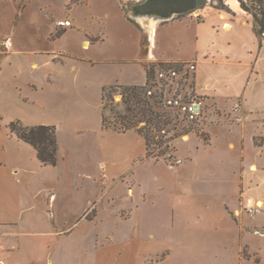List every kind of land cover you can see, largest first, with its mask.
<instances>
[{
    "label": "crops",
    "instance_id": "crops-1",
    "mask_svg": "<svg viewBox=\"0 0 264 264\" xmlns=\"http://www.w3.org/2000/svg\"><path fill=\"white\" fill-rule=\"evenodd\" d=\"M230 1L225 2L229 10L201 4L186 17L174 19L178 13L173 14L165 25L158 26V22L168 19L157 20L153 29L145 18L141 22L150 30L144 48L141 31L117 0H0V136L6 137L0 141V168L7 167L12 183L9 204L0 209V264H41L42 230L34 215L42 213V195L48 197L45 207L53 208L52 200L58 193L53 181L79 175L93 182L101 198H115L112 191L121 189L126 179L136 189L142 185L135 171L146 154L145 140L133 130L103 128L102 90L110 84H145L147 66L158 59L194 62V94L204 98L206 108L215 106L228 110L233 118H241L239 122L223 120L207 126V143L190 137L195 149L193 152L184 146L182 154L178 150L179 155H188L182 164L205 151L203 164L213 169L210 174L200 170L199 176L208 181L213 174L226 180L221 153L234 149L237 143V157L244 165L249 141V150L255 149L254 159L244 165L242 175L244 179L247 175L246 181L250 178L248 183L262 176L263 170L254 172L249 166L254 164L253 170L255 165L264 167L258 161L264 154V139L256 142V136L264 134V38L255 33L252 15L238 0L234 4ZM21 2L23 7H19ZM61 19H69L71 24L60 26L57 21ZM128 26L132 29L130 42L125 38ZM17 118L26 125H55L56 165H41L30 144L14 135L7 137L5 125ZM219 125L228 132L239 129V135L232 132V137L221 144L212 141L211 132L218 131L213 128ZM37 167H42V173L35 172ZM46 169L55 171L51 178V174L43 173ZM131 186L128 190L134 199ZM139 192L135 196L142 194L144 200L145 193H151L143 186ZM178 192L170 191L169 196L177 197ZM141 202L136 203L135 210L131 208L132 215L141 210ZM234 206L226 199L221 208L235 224V252L220 253L216 258L221 264H255L240 256L242 245L251 251L256 248L250 232L235 220ZM24 213L28 215L26 222L22 221ZM170 215H175L174 209L169 210ZM260 221L254 225H263ZM138 222V227L148 228L142 219ZM154 250H150L152 255ZM200 258L211 264L207 254ZM257 264H264V257Z\"/></svg>",
    "mask_w": 264,
    "mask_h": 264
},
{
    "label": "rangeland",
    "instance_id": "rangeland-1",
    "mask_svg": "<svg viewBox=\"0 0 264 264\" xmlns=\"http://www.w3.org/2000/svg\"><path fill=\"white\" fill-rule=\"evenodd\" d=\"M143 1L145 0H117L125 15L141 31L142 45L145 48L150 28L139 19H135L132 14L133 5ZM212 1L204 0L201 6L207 3L212 4ZM242 1L250 10L245 11L251 15L254 12L257 17H261V12L264 11V0ZM23 4L21 2L19 7H23ZM189 14L190 11H187L176 14L172 18L180 19ZM169 20L159 21L158 26L165 25ZM131 31L129 26L125 29L127 42L132 39ZM262 37L264 38V33ZM160 70L166 73L169 71L176 73L165 80L158 78L157 71ZM154 79L157 85L150 90L152 92L162 91L164 94V102L159 110L170 112L173 119L172 123L162 130L165 132L163 139L175 133L180 134L170 143L173 149L166 148L165 142L156 148V151L164 149V154L158 159L141 158L135 172L142 185L137 186L136 189L133 182L126 179L125 183H121L123 184L121 189L112 191L115 198L109 195L101 198L93 182L87 178L82 179L79 175L75 179L69 177L53 181V187L58 191L52 200L53 208L45 207L48 197L42 195V213L34 215L42 230L41 264H151L155 259L163 257V260L157 263L154 261V264H208L199 260L205 254L210 258L211 264H221L222 260L216 258V255L220 253L231 255L236 248V238L232 234L235 224L221 208L222 201L226 199L235 204L234 218L237 223L244 225L250 232L251 239L254 238L253 246L256 249L251 251L250 247L242 245L240 256L243 259H252L255 264L262 261L264 224L257 226L254 222L259 219L262 220L260 222H264V203L261 199H264V167L255 165V170H253L251 166L254 164H251L249 166L251 171L263 170V174L250 183H248L249 177L246 181L247 175L244 179L242 175L244 165L247 166V163L254 159L253 153H255V149L249 150L251 148L249 141L246 145L248 147L244 150V165L237 157L239 156L237 143L234 149L221 153L220 158L223 160L221 166L227 170L224 172L228 176L226 180H219L213 174H211L213 178L208 181L199 176L200 170L210 174L213 169L211 165L203 164L204 159L207 158L205 151L184 164L182 163L188 155H179L185 151L184 146L194 152L195 146L192 140H189L190 137L202 143L209 142L208 139L204 140L205 137H210V133L206 130L207 126L223 120L234 119L239 122L241 118L237 116L233 118L228 110L222 111L211 106L206 108L201 117L190 120L176 106L167 103V100L171 98L188 101L195 95L194 73L188 66V62L177 68H161L157 65ZM120 98L119 94L114 95L115 102H119ZM213 129L218 131L211 132V139L218 141L219 144L222 140L231 138L232 132L234 136L239 135V129L228 132L221 125ZM6 132L7 137L14 138L8 131ZM245 136L248 137L247 134ZM155 139L157 140L158 136H155ZM263 139L264 134L256 136L257 143ZM0 141H6L5 135L0 136ZM154 146L151 144V147ZM212 146V144L209 145V147ZM213 149L217 150L216 147ZM7 158L3 156L6 161ZM258 161L264 164V154ZM6 168L3 170L0 168V209L9 204V194L12 191V183ZM35 172L42 173V167H37ZM54 172L50 169L43 171L44 174L47 173L46 175L51 174L50 178ZM131 185L135 189V195L140 193L142 186L151 193H145V200L142 199V194L137 197L134 195L133 199L132 193L128 190L132 187ZM256 186L259 189L257 191ZM170 191H179L178 196L170 197ZM248 198L259 206V212L248 211L246 207ZM141 200L139 204L141 210L132 215V210H135L134 206ZM259 201L262 202H260L261 205L258 204ZM170 209H174L175 215L168 217ZM84 213H89V218L82 217ZM27 216L26 213L23 214V222H26ZM172 218H174V223ZM141 219L148 225V228L138 227V221ZM153 221L156 222L152 224ZM7 230L13 231L9 228ZM240 231L242 232L243 229ZM151 249H155L153 255L150 252ZM223 264L226 263L223 262Z\"/></svg>",
    "mask_w": 264,
    "mask_h": 264
},
{
    "label": "trees",
    "instance_id": "trees-1",
    "mask_svg": "<svg viewBox=\"0 0 264 264\" xmlns=\"http://www.w3.org/2000/svg\"><path fill=\"white\" fill-rule=\"evenodd\" d=\"M214 1V0H213ZM212 1V6L220 9L229 10L225 2L227 0ZM244 10L250 11L244 5L242 0H238ZM254 31L260 37L264 33V11L261 17H257L252 12ZM189 61H156L147 66V79L143 85H122L110 84L103 86L102 90V126L103 128H111L117 132H126L133 130L140 134L146 145V154L144 158L158 159L164 154V149L156 151L166 142L165 147L173 149L170 143L180 134L175 133L163 139L165 132L162 130L172 123L173 119L168 111H161L159 108L164 102V94L162 91L154 90L151 94L147 93L157 85L154 79L155 68L159 65L161 68H177ZM121 96L119 102L114 101V95ZM120 107V108H119ZM3 125L0 122V130ZM5 127L11 135L30 144L36 151V158L41 165L57 164V139L55 125L35 124L26 125L20 119L9 121ZM173 128V127H172ZM158 136V139H155ZM208 138L205 137L204 140ZM154 144V147H151ZM89 213H84L82 217L89 218ZM79 221V220H77Z\"/></svg>",
    "mask_w": 264,
    "mask_h": 264
},
{
    "label": "built area",
    "instance_id": "built-area-1",
    "mask_svg": "<svg viewBox=\"0 0 264 264\" xmlns=\"http://www.w3.org/2000/svg\"><path fill=\"white\" fill-rule=\"evenodd\" d=\"M57 24L60 26H66V25H70L71 21L69 19H61L57 21ZM188 66L194 73V69H195L194 62L189 61ZM175 73H176L175 71H169L168 73H166L160 70L157 71V76L158 78H162L166 80L171 75H175ZM147 93L151 94L152 91L147 90ZM167 103L169 105L176 106L181 111V113L190 120H194L201 117V115L206 110V103L204 98L196 95H194L193 98L188 101H182L180 98H171L167 100ZM178 162H180V160H178ZM246 207L248 211L251 213L260 211L259 206L256 205L255 202H253L250 198H248L247 200Z\"/></svg>",
    "mask_w": 264,
    "mask_h": 264
},
{
    "label": "bare ground",
    "instance_id": "bare-ground-1",
    "mask_svg": "<svg viewBox=\"0 0 264 264\" xmlns=\"http://www.w3.org/2000/svg\"><path fill=\"white\" fill-rule=\"evenodd\" d=\"M192 1L193 2L195 1V3L198 2V0H192ZM231 2H232L231 4L235 3L234 0ZM168 3H169V0H147L146 3H142L140 5H133V8H132L133 13L132 14L137 16L138 19L142 22H144V20L146 21L145 18H149L148 19L149 24L151 26V29H153L157 20L168 19L173 14L178 12L177 9L184 7V4L173 3L172 10L169 11V10H166ZM171 4H170V7H171ZM140 14L141 15H149V16L140 17V16H138ZM150 15H154L158 19L155 17H151ZM258 204L261 205L260 201Z\"/></svg>",
    "mask_w": 264,
    "mask_h": 264
},
{
    "label": "water",
    "instance_id": "water-1",
    "mask_svg": "<svg viewBox=\"0 0 264 264\" xmlns=\"http://www.w3.org/2000/svg\"><path fill=\"white\" fill-rule=\"evenodd\" d=\"M169 2H174L177 4H184V7L177 9L178 10L177 13L181 14L183 12L189 11V10L194 9L195 7L203 4L204 0H198L197 3H195V1L193 2L192 0H169ZM172 7H173V4L171 5V7H169V5H168L169 11L172 10Z\"/></svg>",
    "mask_w": 264,
    "mask_h": 264
}]
</instances>
